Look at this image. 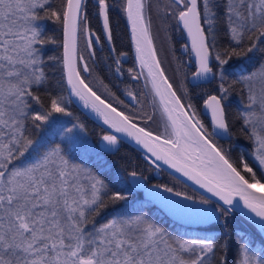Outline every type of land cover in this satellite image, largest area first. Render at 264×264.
Segmentation results:
<instances>
[{"label": "snow or ice", "instance_id": "snow-or-ice-1", "mask_svg": "<svg viewBox=\"0 0 264 264\" xmlns=\"http://www.w3.org/2000/svg\"><path fill=\"white\" fill-rule=\"evenodd\" d=\"M95 6L109 46L114 43L110 11L118 7L131 26L141 69L133 78L146 69L145 87L150 84L143 100L127 91L139 105L135 115L106 103L81 76V62L82 70L90 71L84 56L77 55L81 35L87 33L88 49L100 42L88 27L87 0H0V264H228L234 196L254 214L250 219L264 235V193L255 191L264 183L254 170H264V0H120L118 5L95 0ZM153 13L175 19L191 39L192 87L216 84L215 94L203 100L211 130L199 119L189 88L183 83L175 87L158 59ZM46 21L62 29V57H45V45L61 46L56 35H47ZM221 37L227 40L223 46ZM109 51L116 53L115 47ZM124 55L114 60L115 74H122ZM57 70L70 95L131 137L146 151L147 163L158 168L163 161L223 201L200 217L223 219V241L211 234L196 239L173 234L143 205L132 206L131 188L102 178L99 170L106 161L99 155L77 162L74 148L82 147L85 155L90 151L73 135L83 125L59 130V143L45 139L54 114L69 115L66 97L57 94L51 79ZM133 71L128 69L130 75ZM232 94L240 98L235 116L228 107ZM233 136L248 142V151H239L236 160L232 144L226 148L217 139L231 141ZM102 140L106 151L118 150L117 136L106 134ZM128 176L137 186L144 179L135 170ZM158 188L173 193L163 185H154L151 192ZM233 264H264V247L253 248L251 237L240 235Z\"/></svg>", "mask_w": 264, "mask_h": 264}, {"label": "trees", "instance_id": "trees-1", "mask_svg": "<svg viewBox=\"0 0 264 264\" xmlns=\"http://www.w3.org/2000/svg\"><path fill=\"white\" fill-rule=\"evenodd\" d=\"M59 3V0H57ZM111 5H118L110 3ZM113 12L117 14V17L120 19L121 12L119 11V8H115ZM47 27V35H56L57 39L61 41V28H59L54 22L52 21H46L45 22ZM118 27V25H116ZM167 28V36L170 41V44L172 46V38L174 37L179 42L182 41L183 35L181 33V30L178 28L177 24L174 22L173 19H171L168 22ZM113 32L116 36H120L121 44L120 47H117L119 51H125L129 55V59L131 61L132 66L136 70V63L134 61V58L132 56L129 41L124 35V33H121L118 28L114 29ZM154 37V36H153ZM164 38V36H162ZM83 38L82 42L78 41V50L77 55L84 56L85 61H87L90 71L84 72L83 69V63L81 62L79 64V68L81 69V76L85 80V82L91 87L99 96H101L103 99L114 105L118 110L119 107H117L116 104V98L113 92V89H123V87H119L117 84L119 81L116 78L115 73L113 72L112 66L113 61L111 59H103V63L98 62L97 59V51L95 52L94 59L96 60V63L91 60L88 51L86 49V46H84ZM227 43V40L223 37L219 40V46H223ZM164 45V44H163ZM164 47V46H163ZM165 48V47H164ZM45 57L47 56H53V55H59L61 56V46L58 48L55 45H45ZM101 50L104 52L99 53L102 54V56L109 54L108 53V47H102ZM172 56L173 62L170 63V60L165 58V61H167V68H168V74L166 75L170 78V81L174 83V86L179 88L180 84L183 83L185 86L189 88L190 93L192 94L191 100L192 103L196 105V111L198 113L199 119L205 123L203 117L199 115V105L201 101L205 98L206 95L210 93H215L216 90V84L215 82H208V83H201V86L199 88H193L192 85H189L186 81L187 74L192 70V68H188L185 64V57L182 55L178 49L175 50V48L172 46ZM98 65L99 67L95 66ZM54 66L50 63L49 68H53ZM137 74V73H136ZM51 76V74H50ZM62 73L61 71L57 70L55 72L54 76H51V79L53 80L54 85L56 86V92L57 94L64 95L66 97L65 100V106L67 108V111L69 115H65L62 113H55L54 119L55 122L51 126V128L48 129V131L45 133V139L52 143H59L61 142V137L58 134V131L63 128V126L66 127H72L74 124L77 125H83V130L80 129V135H79V141H83L86 145H90L87 155H85L83 148L80 147L79 149L74 148L73 149V157L77 158V162L80 161V159L87 160L88 156H91L93 160H95L96 156L90 155L94 152H92V148L94 147L96 150V153L99 154V157L106 161V165L104 168L99 170V174L106 180V182H110V184H118V187H128L131 188L128 184L127 176L130 171H137L141 177L144 178L145 182L148 183H156L159 185H163L166 187H171L173 190L181 192L187 196H190L192 198L204 201L207 200L208 204H211L215 208L218 204L208 200L207 198L203 197L202 195L198 194L191 188H189L187 185L182 183L181 181L177 180L167 172H165L161 168H157L154 165H150L146 162L145 156L141 154L139 151L134 149L133 147L129 146L128 144L119 141V146L117 147L118 150H115V152L111 154H106L100 151L99 149V140L102 139L103 135L108 134L105 130H103L100 126H98L96 123H94L91 119L86 117L80 110H78L72 102L69 100L64 80L61 81ZM146 80L144 77H139L138 83H135L131 86L135 88L141 87L143 89V92L138 95V97L143 100L144 95L149 94L150 89L149 87H145ZM115 85V86H114ZM123 85V84H122ZM121 85V86H122ZM115 87V88H114ZM132 88V90H133ZM124 89L130 90V88L125 85ZM134 91V90H133ZM183 93L180 92V95ZM239 95L238 94H232L230 98L229 103V112L232 116H235V113L237 111V107L239 105ZM136 108H138L139 111V105L136 104ZM137 123H140L141 126H144L143 123L139 120L136 121ZM152 128L156 129L155 122L152 124ZM220 143L224 144L226 148H229V144H232V148L230 149L233 153V159L236 160L239 155V151H244L245 153L248 151L246 148L247 141L243 137H237L233 136L231 141L227 140H219ZM67 143V141H65ZM250 164L251 157H248ZM257 172V179H261V183H264V177L263 173L259 169H254ZM246 178L251 181L250 174L246 175ZM132 189V188H131ZM264 190V189H263ZM133 195L131 197L132 200V206L137 207L140 205H143L144 210L149 212V215L157 222L161 223L163 226H166L167 230L172 232L173 234H179L182 237H195L199 238L205 235L211 234L212 236L218 237L220 241H223L225 239V232L222 228L223 225V219L219 222L212 221L207 225L203 226H197V227H184L181 226L167 217H165L157 208H155L149 201L142 199L140 192L134 191L132 189ZM108 211H111L109 209ZM107 213H105V216ZM105 217L101 216L97 218V222H103V219ZM228 228L231 233V243H230V250L227 255L228 264H233V257L235 255V245L239 239V236L242 234H247L249 237H251V247L253 248H261L264 247V239L261 237L258 230L248 221H246L244 218H242L240 215H238L235 212H230L228 217Z\"/></svg>", "mask_w": 264, "mask_h": 264}, {"label": "water", "instance_id": "water-1", "mask_svg": "<svg viewBox=\"0 0 264 264\" xmlns=\"http://www.w3.org/2000/svg\"><path fill=\"white\" fill-rule=\"evenodd\" d=\"M125 16V25L128 29V37H129V46L132 53V56L134 58V61L136 63V67L139 70V73L141 72L139 63L136 60V51L134 48V41L132 40L131 36V26L127 21L126 14ZM176 24L178 28L181 30V33L183 35V43L181 45V53L186 54V61L185 64L187 67L192 68V70L189 72V74L186 77V81L189 85H192V73L195 71V54L192 52V46H191V39L188 37L187 32L183 30V25L178 24L176 21ZM101 26H102V32L103 35L106 38V34L103 30V22L101 19ZM95 35L93 36V40L95 41ZM62 29H61V57H62ZM85 40L87 44L88 35L85 33ZM95 47L98 48V43H94ZM88 49V48H87ZM89 55L92 52V49H88ZM91 56V55H90ZM141 77L147 76V70L145 69L143 74L140 75ZM202 83H208L207 81H204ZM64 85L66 89L67 96L69 100L72 102V104L80 110L86 117L91 119L94 123H96L98 126H100L103 130H105L108 134L115 135L118 138V144L116 148L119 146V141H122L129 146L133 147L137 151H139L144 156L146 155V151L143 150L139 145L136 144V142L131 138L128 137L126 133L123 132H117L114 128H111L108 124L104 123V118L100 116L97 112H95L91 107H85L84 102L79 99V97H76L74 95H70L71 89L70 86L67 85L66 78L64 79ZM150 89V84L148 85ZM215 93H210L208 95H212ZM98 95V94H97ZM205 96L204 99L207 98ZM101 97V96H100ZM124 97L126 100H130L131 97H129L127 94H124ZM101 99H103L101 97ZM203 99V100H204ZM105 100V99H103ZM203 100L201 101L199 105V115L204 118L206 122V126L209 127V130H211V113L210 111L204 106ZM106 103H109L105 100ZM111 104V103H110ZM115 107L114 105H112ZM118 110V109H117ZM119 111V110H118ZM218 140H224L220 137H217ZM107 142L103 141L102 139L99 140V149L101 152L106 154H111L114 151H106L105 145ZM159 168L163 169L165 172L176 178L177 180L181 181L185 185H187L189 188L197 192L198 194L202 195L203 197L207 198L208 200L218 204L223 205V201H220L218 197L214 196L212 193L208 192L207 189L201 187L199 184H196L193 180L188 179V177H185L182 173L177 172L175 169L171 168L169 165L165 164L163 161H159ZM128 184L130 187L137 192H140V195L142 199L149 201L155 208H157L165 217L170 219L171 221L184 226V227H197V226H203L207 225L212 221H204L200 217L205 215L206 213L213 212L216 208L208 203H203V201L192 198L190 200H186L184 197L187 195H182L179 197L175 196V191L173 190V193H166L163 192V188H158L156 192H151V189L154 185H159L156 183H148L145 182L144 179L141 180L140 185H135L133 182V179L129 176H127ZM256 194L260 195L264 193V190L261 188H257ZM190 197V196H188ZM234 204L237 205L235 209H233V212L240 215L242 218H244L246 221L251 223L259 232L258 225H256L250 217H254L253 213H250V211L246 208H244L243 201L240 200L239 196L233 197ZM230 207V206H225ZM258 219V218H257ZM261 235V234H260ZM261 237L264 239V235H261Z\"/></svg>", "mask_w": 264, "mask_h": 264}, {"label": "flooded vegetation", "instance_id": "flooded-vegetation-1", "mask_svg": "<svg viewBox=\"0 0 264 264\" xmlns=\"http://www.w3.org/2000/svg\"><path fill=\"white\" fill-rule=\"evenodd\" d=\"M109 3H113V4H119L120 0H108ZM87 16H88V27L91 29V32L94 33L95 37H99L100 38V42L98 43V48L93 47L92 52L93 51H97V59L98 62L103 63V59H111L113 61V72H114V60L117 58L119 53H124L125 55L123 57H120V59L122 60V64H121V69H122V74H115L117 80L119 81V83L117 84L119 87H123V89H113L115 98H116V104L117 107H119V111H122L128 115H135L137 114L138 108H136V101H133L131 98L130 100H126L124 97V94H127V91H131L134 95H136L138 97V95H140L141 92H143V89L141 87L139 88H131V86L135 83H138L139 79H134L133 76L139 74V70L138 69H134V67L131 64V61L129 59V55L127 52L125 51H119L116 52L114 54L110 55V51H108L109 54H106L104 56H102V53L104 52L103 50H101L102 47H108V50L110 49V47H115L116 50H118L117 47H120L121 44V40H120V36H116L115 33L113 32V38H114V43L113 45L109 46L107 43V40L105 38V36L103 35L102 32V26H101V18H99L98 14H97V8L95 6V0H87ZM114 11V10H113ZM120 19L117 17V14H115L112 11H110V21H111V25H112V29H116L118 28V30H120L121 33H124V35L126 36V38L129 41V37H128V29L125 25V16L124 13L121 12L120 15ZM171 20V19H170ZM174 22L176 23V20L174 19ZM118 25V27L116 26ZM153 31V28H152ZM83 41L85 43L86 49H87V44H86V40H85V33H83L82 35ZM154 42V41H153ZM156 42V41H155ZM154 42V46L156 48V43ZM183 43V38L182 41L179 42L177 39L172 38V46L176 49H178V51L181 53V45ZM177 46V48H176ZM88 51V49H87ZM89 54V52H88ZM182 54V53H181ZM158 55V54H157ZM185 57V61H186V54H182ZM90 56V55H89ZM91 60L94 61L96 63V60L94 59V57L90 56ZM96 67H99L98 65L95 64ZM132 68L133 74H129L128 69ZM115 73V72H114ZM137 73V74H136ZM140 77V75H139ZM123 84V85H122ZM122 85V86H121ZM125 85H127L128 88H130V90L128 89H124ZM115 86V85H114ZM120 101H123V103H120ZM150 110V109H149ZM155 127H157V123L155 122ZM77 130H79L80 132V128L77 127L75 128ZM74 153V152H73Z\"/></svg>", "mask_w": 264, "mask_h": 264}, {"label": "rangeland", "instance_id": "rangeland-1", "mask_svg": "<svg viewBox=\"0 0 264 264\" xmlns=\"http://www.w3.org/2000/svg\"><path fill=\"white\" fill-rule=\"evenodd\" d=\"M153 3H155V0H153ZM170 19H172V18H169L167 20H162L161 17L155 15V13H153V15H152V23H153L152 36H154L153 41L154 42L156 41L155 43H156V50H157V54H158V59L162 62V66L164 69H166L167 74H168V68L166 66L167 61H165L164 56L165 57L167 56V58L170 60V63L173 62V58H174L171 54L172 53V46L170 44V41L168 39L167 32H166L167 28L169 27L168 22L170 21ZM162 36H164V38H162ZM79 41L82 42V36L80 37ZM82 44H84V46H85L84 41ZM176 48H177V46H176ZM188 68H190V67H188ZM178 94L180 95V92H178ZM151 127H153V126L151 125ZM63 128H68V127L63 126ZM62 129H60V130H62ZM73 135L79 141V135H80L79 130L74 129ZM87 146L89 147L90 145L87 144ZM92 152H94L95 155L93 153H91L90 155H92L94 157L99 155L96 153V150L94 147L92 148ZM260 171L263 173V176H264V170H260ZM183 238H185V237H183ZM185 239H196V238L195 237H189V238L186 237Z\"/></svg>", "mask_w": 264, "mask_h": 264}, {"label": "bare ground", "instance_id": "bare-ground-1", "mask_svg": "<svg viewBox=\"0 0 264 264\" xmlns=\"http://www.w3.org/2000/svg\"><path fill=\"white\" fill-rule=\"evenodd\" d=\"M134 48H135V44H134Z\"/></svg>", "mask_w": 264, "mask_h": 264}]
</instances>
